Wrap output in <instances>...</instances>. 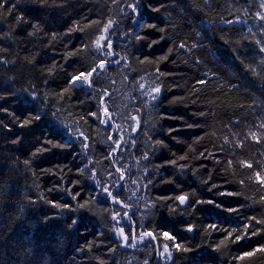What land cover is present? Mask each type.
I'll return each instance as SVG.
<instances>
[{
	"label": "trees",
	"instance_id": "16d2710c",
	"mask_svg": "<svg viewBox=\"0 0 264 264\" xmlns=\"http://www.w3.org/2000/svg\"><path fill=\"white\" fill-rule=\"evenodd\" d=\"M139 3L142 27L125 14L129 12L126 4L112 0H46L43 4L9 0L5 9L15 6V11L9 14L0 9V55L9 61L0 64V109H7L0 111V122L8 125L0 127V264H144L145 260L172 264L159 256L164 243L172 246L159 235L163 232L192 249L173 251L175 264H264V253L244 257L264 246V223H257L264 221V186L255 177L256 172L264 176V53L258 50L264 44L257 43L264 41V30L256 16L257 11L264 13L261 0ZM17 16L26 22L18 24ZM109 19L119 22L109 38L117 54L111 59L121 63L111 64L101 74L96 91L71 88L61 100L59 94L68 88L74 70L85 71L102 58L95 47L84 45L94 44L104 34ZM237 19L241 22L225 23ZM33 24L39 25V32ZM74 26L84 31L70 32ZM129 29L143 39L125 36ZM153 40L159 43L151 44ZM182 42L187 47L179 48ZM193 43L197 47L192 48ZM54 63L58 67L50 73ZM156 75L162 90L158 100L150 101L141 93ZM30 84L44 94L39 107L22 91L30 92ZM100 89L111 94L110 100L105 99L112 127L97 118H106L97 95ZM40 107L48 115L20 127ZM93 112L97 116L89 115ZM136 120L144 131H131ZM65 126L74 134L71 148L45 143L69 139ZM80 132L88 137L83 142L90 145L83 151ZM252 133L260 137L259 142L252 139ZM109 136L113 140L123 137V151L115 165L106 159L114 146ZM17 138L19 142L13 143ZM157 140L165 146L153 149L152 142ZM42 147L50 150L37 152ZM145 152L148 159H142ZM186 154V160H179ZM172 160L186 166L180 169ZM85 165L88 169L81 173ZM113 167L130 169L121 182L123 189L117 190V200L133 205L131 209L98 196L90 178L94 170L97 179L111 189L119 176L108 175ZM142 177L150 178L152 185L145 188L147 180ZM184 193H195L190 199L205 203L186 208L176 207L178 201L158 199L156 207H146L154 198ZM93 196H98L95 203ZM48 201L72 208H56ZM85 202L87 207L78 208ZM125 211L135 213V223L120 219ZM116 213H120L119 224L112 219ZM188 224L194 227L192 233L186 231ZM212 224L235 231L226 240L227 232L208 228ZM114 226L128 234L130 226L152 231L157 239L125 247L114 234ZM238 234L241 239L235 240ZM221 241L224 245L218 248Z\"/></svg>",
	"mask_w": 264,
	"mask_h": 264
},
{
	"label": "snow or ice",
	"instance_id": "6c2138e0",
	"mask_svg": "<svg viewBox=\"0 0 264 264\" xmlns=\"http://www.w3.org/2000/svg\"><path fill=\"white\" fill-rule=\"evenodd\" d=\"M37 2L43 4L46 2V0H37ZM112 2L117 3V4H126L129 12L125 13V14L128 15V18L132 21L133 24H135L137 27H142V25L140 24V20L138 19V16H139L138 10L140 8L139 0H112ZM8 3H9V0H0V9H5V6ZM260 7L264 8V0H261ZM5 10L8 11L9 14H11L13 11H15V6L8 7ZM121 11L124 12L125 9L122 7ZM256 16L261 21V24H260L261 30H264V13L257 11ZM16 21L18 24L26 22L22 16H17ZM240 22L241 21L239 19H237L235 21H233V20L225 21L226 24H233V23H240ZM118 23L119 22L114 20V19H109L104 24V27H103V33L104 34L99 35L96 38V40L94 41V44H92V45L85 44L84 45V47H89V46L95 47L97 52L101 53L102 58L99 59L98 63H95L94 66H91L89 69H86L85 71L74 70V74H72L70 79H69L68 88L63 89L62 92L59 94L61 100L65 99V94L71 88L86 87V88L92 89L93 91H96L95 85H96L97 81L99 80L101 74L104 72H107L108 67L111 64H117L118 65L121 63V60L111 59V57H114L117 54L111 50L113 48V41L109 38L110 35L114 34L113 32H111V30ZM148 26L149 27H155V25H148ZM32 27L35 29L36 32H39L40 29H39L38 24H33ZM69 31L70 32L71 31H84V29L79 28L78 26H74V28L69 29ZM29 35H34V33H29ZM124 35L125 36L131 35V36H133V38L135 40L143 39V37H141L133 29H129L128 32L124 33ZM197 35H199V34L197 33ZM55 38H56L55 35H53V40ZM164 38L165 37H160L161 40ZM105 41L107 42L106 44H105ZM156 43H159V40L151 41V44H156ZM257 43L258 44H264V41H257ZM151 44L149 46H151ZM185 47H187V45L183 42L179 45V48H185ZM195 47H197V45L195 43H193L192 48H195ZM172 50L173 49H169V52H171ZM258 50L261 53H264V46L260 47ZM189 51H191V49H189ZM73 54H75V53H70V55H73ZM166 58L167 57H161V60L166 59ZM121 59H125V58L122 57ZM8 63H9V61L4 56L0 55V64L7 65ZM140 63H143V61H140ZM149 63H152V62L149 61ZM57 67L58 66L54 63L53 68L49 69L48 71L51 73L52 71L56 70ZM157 73H159V69H157ZM159 75H162V74H159ZM159 75H156L155 80L152 81V84L149 86V88L141 93L142 95L149 97L150 101H156L159 99V96H160V93L162 90L161 86H160V82H159ZM143 79L144 78L141 77V80H143ZM44 83H47V80H45ZM199 83L203 84V83H205V81L201 80ZM29 88L31 89L30 92H28V89H23L22 91L27 93V95L31 97L32 102L37 104L39 107L43 103V101L41 100V97L44 94L38 92L36 89V86L34 84H30ZM139 88L145 89V84L139 83ZM12 95L14 96V98L19 99V97H17L15 93H12ZM97 95H98L100 104L103 105V109H102L103 116L106 117V118H100V117H97V118L100 119L101 124H104L107 127H112L113 126L112 116L108 111L107 102L105 99V98H107L108 100H110L111 94L108 92L107 89H100V91L97 93ZM0 98H2V97H0ZM44 99H47V97L45 96ZM23 102H26V98H25V101H23ZM0 111L6 112L7 109H0ZM46 115H48V113L45 112L42 107H40L37 112H35L34 114L30 113L23 121H21L20 127L29 126L34 121H39L42 119L43 116H46ZM89 115L97 116V113L93 112V113H89ZM52 116H53V118H56L57 112H53ZM14 119H18V118L14 117ZM132 119L135 120L136 118H132ZM0 127L7 128L8 125H5L2 122H0ZM117 128H118V126H117ZM261 128H264V124L261 125ZM138 129L140 131H144V129L141 126V122L139 120H136V127L132 128L131 131L137 132ZM65 131L68 133L69 139L65 140L62 137L61 141H59V142L53 143L51 140H47L45 143L51 144L52 147H59V148L68 147V148H71L73 143L75 142V140L73 138L74 134L72 132L68 131L66 126H65ZM172 131H175V129H169V132H172ZM144 134L147 135V132L145 131ZM79 136L83 138V140H81V143H80L81 150L83 151L84 149L89 148L90 145L83 142V141H86L88 139V137H86L83 132H80ZM251 137L253 140H255L257 142H259V140H260V137L256 136L255 133H252ZM122 139H123V137H121L119 140H113V138L111 136L108 137V140L112 141V145H114V146H111V150L108 153L106 159H109L111 161L112 165H115L119 162V160H118L119 153L123 151V147L121 145ZM149 140H151L150 136H149ZM17 142H19V138H17V140L13 141V143H17ZM225 142H227V138H225ZM132 143L135 144V141H132ZM152 143H153V149L165 146L164 142L160 141V140L154 141ZM49 150L50 149H48L46 147H42L41 149H38L37 152L49 151ZM200 155L204 156L205 154L200 153ZM208 156H212V153H208ZM187 158H188V154H186L185 156H180L179 160H186ZM205 158H207V157H205ZM142 159H148V153L147 152L144 153ZM217 162L219 163L220 161H217ZM25 163L27 164V163H29V161H25ZM93 163L94 162L92 160H89V164H93ZM170 163L173 165H176L180 169H183L186 166V165L178 164L177 160H172ZM228 166L229 167L232 166L231 161L228 162ZM246 166L250 169L253 167V165L251 163H247ZM87 169H88V165H85L83 168L79 169V171L81 173H83ZM128 171H130V169H124L121 167H113L112 171L108 172L109 176H114L117 173L119 174L118 179H116L112 183L111 189L109 186H107L106 184L102 183L99 179H97V173L94 170L91 171L90 178L93 179L95 182L96 188L98 189V196L99 195L104 196L106 201L109 198H111V202L122 204L124 208H127V209L133 208V205L124 204L123 201L117 200V196L119 195V191H117V190L123 189L124 185L121 182L125 180V173ZM147 171H148V169L145 168V172H147ZM255 177H256V180L260 183V185L264 186V176H262L260 172H256ZM142 179L147 180V183L143 185L145 188L149 187L153 183V181L150 178L142 177ZM168 182H172V181H168ZM240 183L243 184L244 181L241 180ZM212 187L215 188V187H217V185H212ZM209 190L211 191V189H209ZM114 191L116 192L115 195H114ZM223 194L224 193H221V195H223ZM78 195H79V193H76L75 195L72 196V198L75 200ZM190 195L194 196L195 193H192V194L184 193L182 195H177V196L154 198L153 202H150L149 204H147L146 207H149V208L156 207L158 199L171 200V201H173L174 204H175V202L178 201L179 203H178V205H176V207L185 206L186 208L187 207L194 208L196 205H199L201 203H205V201L190 199ZM227 195H230V196L231 195H239V193L229 192V193H227ZM98 196H93L91 198V202H93V203L97 202ZM141 198H143V197H141ZM128 199H130V197ZM262 199H264V197H262ZM48 203L53 204V206L56 208H62V209H68V210H71V208H72V206L68 205V204L54 203L52 201H48ZM206 203L213 204L214 201H207ZM216 206L222 207V205H216ZM85 207H87V202L78 205V208H85ZM173 211H175V208H173ZM229 211H237V210L236 209H229ZM133 215H135L134 212L130 215L128 211H125L123 213V216L120 217V219L131 221L132 223H135L134 221H132ZM118 216H120V213H116L115 215L112 216V219L115 220L117 224L120 223V220L117 219ZM253 219H255V218H253ZM75 223H76V221L73 220L72 224H75ZM257 223H264V221H257ZM72 224H70L69 227H71ZM247 227L248 226L245 225L246 230H247ZM208 228H210L214 231L227 232V235L225 237L226 240L231 238L232 231H235V229H233L232 231H228L227 229L218 228L217 225H215V224L209 225ZM186 231L193 232L194 231L193 225L188 224L186 226ZM205 231H207V229ZM114 234L116 235L118 240L120 242H122L123 246H125V247H136L138 243L145 242L146 240H156L157 239V234H155L154 232L147 231V230H142V231L134 230L131 228V226H130V234L125 233L124 228L121 227V228L115 229V226H114ZM252 234L255 235L256 233L253 232ZM159 235H161L165 240L172 242L171 248L169 247V244L164 243L162 251L159 252L160 257H162L166 261H172V264H175V258L173 257V251H176V252L192 251L191 248L183 245L180 242H177V237L174 235H171L169 232H163V233H160ZM244 238H247V237L245 236ZM239 239H241V235L238 234V235H236L235 240H239ZM221 245H224V241H221L220 245H217V247L219 248ZM257 251L264 253V246H261L259 249H256L253 252L245 253L244 257H251ZM244 257H240V259H243ZM144 264H149V262L147 260H145Z\"/></svg>",
	"mask_w": 264,
	"mask_h": 264
},
{
	"label": "water",
	"instance_id": "95a60500",
	"mask_svg": "<svg viewBox=\"0 0 264 264\" xmlns=\"http://www.w3.org/2000/svg\"><path fill=\"white\" fill-rule=\"evenodd\" d=\"M179 203V202H178ZM182 207H185V206H182ZM190 233H192V232H190Z\"/></svg>",
	"mask_w": 264,
	"mask_h": 264
}]
</instances>
